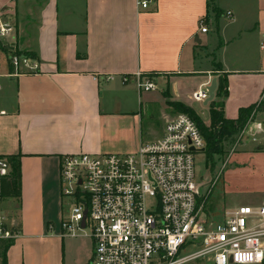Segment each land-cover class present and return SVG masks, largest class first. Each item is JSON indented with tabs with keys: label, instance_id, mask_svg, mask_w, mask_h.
<instances>
[{
	"label": "crops",
	"instance_id": "obj_1",
	"mask_svg": "<svg viewBox=\"0 0 264 264\" xmlns=\"http://www.w3.org/2000/svg\"><path fill=\"white\" fill-rule=\"evenodd\" d=\"M14 12L13 46L37 68L11 76L0 57V156L20 160V194L0 201L16 233L6 264H89L90 238L62 235L63 155L136 152L176 116L167 101L209 116L216 97L205 105L191 95L219 76L224 118L252 105L264 116V0H156L146 9L137 0H17ZM137 72L154 75L156 89L139 91Z\"/></svg>",
	"mask_w": 264,
	"mask_h": 264
},
{
	"label": "built area",
	"instance_id": "obj_2",
	"mask_svg": "<svg viewBox=\"0 0 264 264\" xmlns=\"http://www.w3.org/2000/svg\"><path fill=\"white\" fill-rule=\"evenodd\" d=\"M16 1L0 5V52L12 69L11 76L37 68L31 57L13 46ZM155 2L137 0V6L146 9ZM198 29L206 33L205 18L198 21ZM153 76L133 75L139 91L156 89ZM128 80L122 77L123 83ZM191 98L206 101L207 88L201 87ZM256 107L238 134L251 133L253 141L257 135L264 140V120L255 119ZM204 148L196 123L178 113L165 123L159 139L142 144L134 153L63 155L60 196L68 212L61 219L62 235L90 238L89 264H187L198 259L213 264H264V201L222 211L217 219L203 214L193 154ZM9 173V162L0 157V201L1 182ZM13 228L0 215V239L15 238ZM187 250L191 252L185 254Z\"/></svg>",
	"mask_w": 264,
	"mask_h": 264
},
{
	"label": "rangeland",
	"instance_id": "obj_3",
	"mask_svg": "<svg viewBox=\"0 0 264 264\" xmlns=\"http://www.w3.org/2000/svg\"><path fill=\"white\" fill-rule=\"evenodd\" d=\"M171 109L177 114L181 112L175 107ZM201 111L204 112L201 116L196 115L208 126V121L205 122L209 118L208 111ZM255 119L264 120V116L257 114ZM255 137L253 141V135L246 133L235 136L234 141L224 142L221 154H214L211 164L206 163L204 152L193 154L195 182L202 185L204 215L217 219L222 211L242 205L255 206L264 201V140L262 135ZM258 147L262 148L257 150ZM61 209L63 214H67L68 206H63V202ZM190 252L187 250L184 253ZM187 264L213 263L208 259H198Z\"/></svg>",
	"mask_w": 264,
	"mask_h": 264
},
{
	"label": "trees",
	"instance_id": "obj_4",
	"mask_svg": "<svg viewBox=\"0 0 264 264\" xmlns=\"http://www.w3.org/2000/svg\"><path fill=\"white\" fill-rule=\"evenodd\" d=\"M2 51H6L4 47H1ZM19 53L31 57L28 52ZM226 96V79L223 76L218 77V85L215 91L216 100L209 104V125L206 126L202 123L196 113L189 107L179 102L167 101V105L170 107L178 108L181 112L188 115L196 123L200 133L205 141L204 155L206 163H210L213 160L214 154H221L222 144L228 141H234V137L237 136L256 107V105L249 106L247 108L240 109L236 119H226L223 116V103L221 98ZM1 157V156H0ZM10 164L9 176L2 179L1 182V194L3 196H19L20 194V160L19 156H7L4 157ZM14 243V239H0V264H6V252L9 247Z\"/></svg>",
	"mask_w": 264,
	"mask_h": 264
},
{
	"label": "water",
	"instance_id": "obj_5",
	"mask_svg": "<svg viewBox=\"0 0 264 264\" xmlns=\"http://www.w3.org/2000/svg\"><path fill=\"white\" fill-rule=\"evenodd\" d=\"M216 87H217V81L216 79L214 78L210 85L207 87V93H208V98L207 100L205 101V105L209 102H211L213 99H214V96H215V91H216ZM262 147H258L257 150H260ZM200 152H204V149H202Z\"/></svg>",
	"mask_w": 264,
	"mask_h": 264
}]
</instances>
